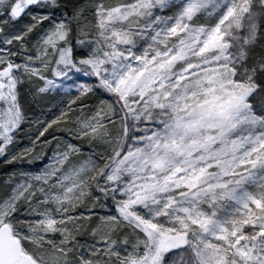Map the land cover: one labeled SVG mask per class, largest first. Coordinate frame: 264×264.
<instances>
[{"label":"snow or ice","instance_id":"snow-or-ice-1","mask_svg":"<svg viewBox=\"0 0 264 264\" xmlns=\"http://www.w3.org/2000/svg\"><path fill=\"white\" fill-rule=\"evenodd\" d=\"M0 264H264V0H0Z\"/></svg>","mask_w":264,"mask_h":264},{"label":"trees","instance_id":"trees-1","mask_svg":"<svg viewBox=\"0 0 264 264\" xmlns=\"http://www.w3.org/2000/svg\"><path fill=\"white\" fill-rule=\"evenodd\" d=\"M3 168H4V166H2V165H1V166H0V171H2V170H3Z\"/></svg>","mask_w":264,"mask_h":264},{"label":"rangeland","instance_id":"rangeland-1","mask_svg":"<svg viewBox=\"0 0 264 264\" xmlns=\"http://www.w3.org/2000/svg\"><path fill=\"white\" fill-rule=\"evenodd\" d=\"M1 165L4 166L3 164H0V166H1Z\"/></svg>","mask_w":264,"mask_h":264}]
</instances>
